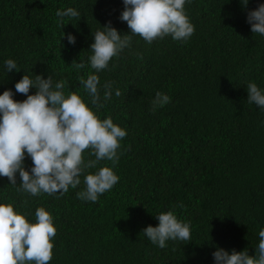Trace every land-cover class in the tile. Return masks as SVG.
<instances>
[{
    "label": "trees",
    "instance_id": "trees-1",
    "mask_svg": "<svg viewBox=\"0 0 264 264\" xmlns=\"http://www.w3.org/2000/svg\"><path fill=\"white\" fill-rule=\"evenodd\" d=\"M259 3L264 0L243 7L240 0H190L184 7L194 32L187 41L169 35L147 43L133 35L131 46L97 73L101 85L111 81L121 95L93 111L127 135L113 168L119 180L96 202L76 196L83 175L63 195L37 196L0 177V202L29 222L40 206L53 216L49 264H213L216 247L255 253L264 228V110L247 102L246 85L264 89V36L251 32L246 16ZM68 7L80 16L64 17L61 27L56 11ZM122 9V0H0V92L15 93L23 74L49 75L92 107L79 82L95 71L87 61L91 34L111 22L130 35L118 18ZM67 33L75 35L74 45ZM8 58L19 71L5 72ZM77 62L85 67L77 69ZM157 91L171 101L152 111ZM90 152H83L86 161L95 159ZM31 163L26 155V169ZM103 165L112 166L102 160L97 168ZM169 210L189 223L191 240L159 248L142 229Z\"/></svg>",
    "mask_w": 264,
    "mask_h": 264
},
{
    "label": "clouds",
    "instance_id": "clouds-1",
    "mask_svg": "<svg viewBox=\"0 0 264 264\" xmlns=\"http://www.w3.org/2000/svg\"><path fill=\"white\" fill-rule=\"evenodd\" d=\"M122 3L118 18L127 23L130 30L127 33L131 34L122 35L111 22L91 34V55L87 61L95 71L79 82L92 107L76 92L69 90L65 94V82H54L49 75L35 74L32 78L23 74L14 84L15 93L25 94L23 100H15L10 88L0 92V177H7L11 185L18 184L19 191L32 196L63 195L69 187L75 189L80 185L83 175L84 187L76 196L85 202H96L118 182L119 176L113 168L119 160L120 140L127 132L110 116L101 119L97 111L113 94L119 97L121 92L116 88L113 93L111 81L101 85L97 73L107 69L113 57L131 46L133 35L152 43L169 35L173 40L187 41L194 32L184 7L190 0H122ZM240 4L246 6L248 0H240ZM56 16L61 18L62 27L64 17H79L80 12L68 7L57 9ZM246 21L252 33L264 36V3L248 10ZM66 40L68 44L76 43L72 33H67ZM3 63L6 73L20 70L12 58ZM75 67L81 69L85 64L77 62ZM30 88L35 92L30 93ZM246 90L247 102L264 110V89L250 81ZM170 101L168 94L157 91L151 110ZM86 149H91L90 155L95 159H84ZM26 155L32 161L27 169ZM102 160L111 161L112 166L97 168ZM88 169L96 170L88 172ZM34 215L35 221L29 222L25 215L14 211L12 204L0 202V264H49L54 247L50 238L57 231L53 216L42 206L36 208ZM155 217L158 221L155 226L149 224L142 229L152 244L165 248L169 240H191L189 223L179 220L173 211L160 212ZM258 236L253 255L247 249L229 251L216 247L211 254L213 264H264V228H260Z\"/></svg>",
    "mask_w": 264,
    "mask_h": 264
}]
</instances>
